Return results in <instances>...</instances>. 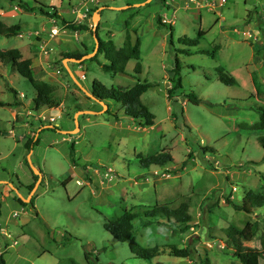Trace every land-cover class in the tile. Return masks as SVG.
<instances>
[{"label": "rangeland", "instance_id": "374dc122", "mask_svg": "<svg viewBox=\"0 0 264 264\" xmlns=\"http://www.w3.org/2000/svg\"><path fill=\"white\" fill-rule=\"evenodd\" d=\"M16 1L0 0V20L19 25L16 34H0V49L17 48L20 58L30 59L33 76L51 84L53 104L35 106L29 80L0 60V100L5 102L0 105V252L5 264H201L205 258L209 264H240L224 242L223 228L250 227L254 221V238L245 244L259 247L261 211L235 209L224 196L238 203L248 189L264 192L259 176L264 149L258 141L264 131L240 126L257 119L253 105L264 104V93L255 94L250 78L253 72L264 84V0H21L31 9ZM38 8L85 22L86 29L68 30L59 17ZM197 30L202 34L195 46L182 40L197 36ZM93 31L115 47L127 32L131 41L137 38L139 71L133 58L122 72L104 70L101 63L108 60L101 52L98 60L65 59L70 72L62 67L59 59L70 57L62 52L91 51ZM174 58L182 94L176 101L167 96ZM217 65L234 77L232 84L218 79ZM92 79L123 89L149 81L140 101L153 113V123L139 125L110 100L105 110L88 95ZM187 92L199 100H188ZM159 150L171 159L141 164ZM183 197L189 199L191 216L183 231L142 224L145 208L155 202L174 206ZM123 210L135 213L132 237L156 246L150 260L133 255L126 240L103 226ZM189 238L194 260L171 253ZM247 264H264V254L250 256Z\"/></svg>", "mask_w": 264, "mask_h": 264}, {"label": "trees", "instance_id": "16d2710c", "mask_svg": "<svg viewBox=\"0 0 264 264\" xmlns=\"http://www.w3.org/2000/svg\"><path fill=\"white\" fill-rule=\"evenodd\" d=\"M17 5L23 7V9H31L32 7L28 5H23L21 0H17ZM41 13L48 16H57L60 19V23L66 27L68 30H79L86 29V23L82 21L73 22L71 20L64 19L61 15L56 14L54 11L48 9L38 8ZM159 16H157V21L160 22ZM97 25V24H96ZM96 25L94 27H96ZM171 29V27H170ZM19 30V25L11 24L7 25L0 20V34L4 36H10L17 33ZM95 31V30H94ZM200 30L196 31L194 37H181L185 42L195 46L197 44V37L201 35ZM215 47L212 48L210 53L214 51ZM194 51H201V49L196 48ZM101 52L103 57L108 60V62L101 63L104 70H111L113 72H122L124 70V64L129 58L135 59V64L133 69L139 71V49L138 40L131 41L128 32L125 34L122 45L115 47L110 38L101 39L97 37V48L95 53L90 56L92 59H96V53ZM84 53V52H83ZM82 52H62V56H72L79 57L83 54ZM0 60L2 62H7L11 64L16 71L22 76L26 77L35 90V95L32 97V101L35 106L40 104L52 105L53 100L51 98L52 86L47 81L42 79H37L33 76V69L29 58H20V53L17 48L0 49ZM60 65L63 67L61 58L59 59ZM82 61L80 60L79 63ZM216 72L218 79L224 84H232L234 82V77L225 73L221 66H216ZM169 80L172 84L167 88V96L171 97L176 101V97L182 95L178 88L181 87V78L179 75V64L176 58H174V63L169 70ZM251 81L254 87V92L258 97H262L264 93V84H260L253 72H251ZM90 93L95 100L103 101L106 104L105 110L108 107V100L118 103L123 112L135 120L139 125H150L153 123V113H151L147 107L140 101V94L150 85L149 81H135L132 85L126 88H119L115 86L106 87L101 82L96 79L91 80ZM15 95L16 91L14 88H10ZM172 94V95H171ZM188 100L192 102H197L199 99L192 93H184ZM0 100V105L4 104ZM15 103V102H11ZM9 104V103H8ZM257 113V119L253 122H240V126L250 129H259L264 131V104H256L252 106ZM37 138H34L36 141ZM258 141L261 147L264 149V134L258 137ZM31 139L28 140L27 145ZM70 154L73 150V142L69 143ZM171 159L170 154L167 151L159 150L153 154L147 155L141 161L144 166L151 163L161 165L163 162ZM87 177V174L85 175ZM261 181L264 184V170L259 172ZM30 189L31 185H28ZM226 202L230 203L235 209H240L244 211H251L253 208H257L262 213V233L259 236V247L250 246L245 244L254 238L256 231V222L254 221L250 227L243 226L241 228H236L233 225H227L223 228L224 242L229 247L232 248L231 255L236 256L240 264H247V259L253 255H263L264 254V192H255L253 190H246L240 198L238 203L232 202L227 195L224 196ZM19 201H23L20 197H17ZM188 200L181 198L180 202L176 205H171L170 202H155L151 206L143 210L142 224L147 225L149 223L155 222L164 228H167L173 232H181L190 225L191 216L187 211ZM135 217V213L128 210H123L119 214L115 215L114 218L103 222V226L108 232L118 240H126L129 250L133 255L146 259L147 261L154 256L156 251L155 245L145 246L140 244L135 238L132 237V219ZM65 233L62 234L64 236ZM222 239V237H221ZM192 238H189L185 245L180 248L171 247V253L175 256L180 257H190L194 260L196 249L192 245ZM86 257V254H84ZM87 258V257H86ZM0 264H5L2 254L0 252ZM147 264H164L160 260H156L153 263L147 262ZM201 264H209V261L205 258Z\"/></svg>", "mask_w": 264, "mask_h": 264}, {"label": "water", "instance_id": "95a60500", "mask_svg": "<svg viewBox=\"0 0 264 264\" xmlns=\"http://www.w3.org/2000/svg\"><path fill=\"white\" fill-rule=\"evenodd\" d=\"M98 17H99L98 12L93 13L92 16H91L92 25H93V28H92V29H93V30H94V26L96 25V22H97V20H98ZM93 37H94V46H93V48L91 49L90 52H87V53H85V54H83V55H81V56H79V57H77V58L71 56V57H66V58H63V59H62V64H63V66H65V67L69 70V72H70V69L68 68V66H67V64H66L65 59H72V60L80 61V60H82L84 57H90V56H92V55L95 53L96 48H97V38H96V36H95L94 31H93ZM88 95H89L91 98H94V97L91 95L90 92H88ZM97 101H98L99 103H101L103 107H106V104H105L103 101H100V100H97ZM73 130H74V129H63V132H69V133H71V132H73ZM32 168H33L34 172H38V170H37L36 168H34V167H32ZM38 173H39V172H38ZM29 197H30V194L28 195V197H26V198H22V199H23V200H28Z\"/></svg>", "mask_w": 264, "mask_h": 264}, {"label": "built area", "instance_id": "2783aa9c", "mask_svg": "<svg viewBox=\"0 0 264 264\" xmlns=\"http://www.w3.org/2000/svg\"><path fill=\"white\" fill-rule=\"evenodd\" d=\"M81 1H82V0H81ZM231 189H232V191H233V190H235V187H234V186H232V187H231Z\"/></svg>", "mask_w": 264, "mask_h": 264}]
</instances>
